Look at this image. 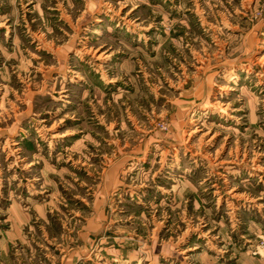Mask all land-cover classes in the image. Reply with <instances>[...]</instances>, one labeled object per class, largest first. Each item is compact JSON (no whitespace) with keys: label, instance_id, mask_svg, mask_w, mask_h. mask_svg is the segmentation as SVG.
Returning <instances> with one entry per match:
<instances>
[{"label":"rangeland","instance_id":"obj_1","mask_svg":"<svg viewBox=\"0 0 264 264\" xmlns=\"http://www.w3.org/2000/svg\"><path fill=\"white\" fill-rule=\"evenodd\" d=\"M264 0H0V264H264Z\"/></svg>","mask_w":264,"mask_h":264},{"label":"built area","instance_id":"obj_2","mask_svg":"<svg viewBox=\"0 0 264 264\" xmlns=\"http://www.w3.org/2000/svg\"><path fill=\"white\" fill-rule=\"evenodd\" d=\"M262 246H264V240L262 241Z\"/></svg>","mask_w":264,"mask_h":264}]
</instances>
